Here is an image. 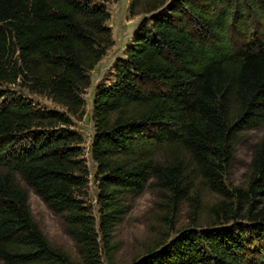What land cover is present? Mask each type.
<instances>
[{"label":"trees","instance_id":"16d2710c","mask_svg":"<svg viewBox=\"0 0 264 264\" xmlns=\"http://www.w3.org/2000/svg\"><path fill=\"white\" fill-rule=\"evenodd\" d=\"M99 1L0 0V261L77 264L43 235L27 187L63 216L81 264H101L127 199L154 180L162 195L215 193L211 211L222 218L177 231L131 264H264V134L246 183L228 190L222 179L238 133L264 125V0H129L140 19L92 98L95 217L71 126L113 44L104 3L115 0Z\"/></svg>","mask_w":264,"mask_h":264},{"label":"rangeland","instance_id":"374dc122","mask_svg":"<svg viewBox=\"0 0 264 264\" xmlns=\"http://www.w3.org/2000/svg\"><path fill=\"white\" fill-rule=\"evenodd\" d=\"M92 1L100 2L99 0ZM128 3L129 0L104 3L109 13L106 24L111 29L113 44L89 73L90 86L82 93L85 100L84 114L80 118H72L71 128L80 133L83 138L82 157L89 172L83 200L95 217L98 208V174L89 152L90 140L94 132L92 98L95 86L98 83L107 82L111 77L110 72H112L114 60L124 56V49L131 40L135 24L140 19V16L131 17L129 15ZM11 88L24 93L39 107L64 111L62 107L44 95L30 93L18 86ZM263 134L264 125H261L243 129L235 137L230 159L222 175L223 183L228 190L246 183L254 147L262 139ZM27 191L30 212L45 238L52 245L62 249L74 262L81 264L75 242L66 232L63 216L49 209L31 188L27 187ZM189 197L194 198L195 202ZM218 200L220 198L215 193L196 186L189 191L187 197L172 196L168 191L162 195L155 181L151 180L139 196L127 199V212L122 221L111 231L108 244L110 248L104 246L100 248V263L131 264L149 249L173 238L177 231L222 218V215L216 218V214L211 211V205ZM239 221L245 223V220L240 219ZM0 264L3 263L0 261Z\"/></svg>","mask_w":264,"mask_h":264}]
</instances>
